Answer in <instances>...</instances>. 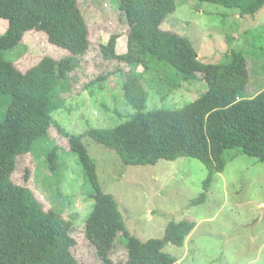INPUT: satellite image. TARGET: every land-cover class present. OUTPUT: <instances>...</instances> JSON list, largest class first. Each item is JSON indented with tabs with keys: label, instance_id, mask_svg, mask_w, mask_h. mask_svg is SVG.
<instances>
[{
	"label": "trees",
	"instance_id": "trees-1",
	"mask_svg": "<svg viewBox=\"0 0 264 264\" xmlns=\"http://www.w3.org/2000/svg\"><path fill=\"white\" fill-rule=\"evenodd\" d=\"M199 1L236 8L242 16L254 15L264 6V0ZM118 2L128 26L127 50L115 51L118 34H111L100 49L105 58L126 65L114 72L122 76L123 97L135 114L116 126H91L82 134H71L59 126L53 113L65 107L70 75L91 47L90 29L78 0H0V18L7 22L5 32L0 33V264H84L72 252L73 221L39 201L25 183H29V167L22 172L21 184L12 177L18 157L30 154L36 140L47 136L52 125L68 138L94 190L84 235L95 247L100 264H177L178 258L163 248L168 243L183 246L196 222L170 221L161 238L142 241L131 236L114 196L102 190L83 138L111 149L125 165L196 158L208 171L205 190L213 174L223 170L227 149L239 148L264 162V88L252 97L246 95L250 70L243 53L234 52L228 63L202 62L186 36L161 27L175 11L177 0ZM30 30L45 32L50 43L66 48L69 54L42 56L26 70L16 67L4 51L18 45ZM167 65L175 69L171 79ZM138 66L144 72L155 71L154 81L144 79ZM199 76L207 90L190 103L145 111L149 87L162 88L166 95ZM48 163L57 176V148L49 151ZM204 198L205 191L194 202ZM119 233L127 237L128 256L116 262L110 252Z\"/></svg>",
	"mask_w": 264,
	"mask_h": 264
},
{
	"label": "rangeland",
	"instance_id": "rangeland-1",
	"mask_svg": "<svg viewBox=\"0 0 264 264\" xmlns=\"http://www.w3.org/2000/svg\"><path fill=\"white\" fill-rule=\"evenodd\" d=\"M78 4L90 29L91 47L70 75L65 107L53 113L59 126L71 134H82L91 126H116L136 111L123 97L122 76L114 72L117 66L125 69L126 65L105 58L100 49L111 34H118L115 51L121 54L127 50L128 26L118 0H78ZM161 27L186 36L202 62L228 63L234 52H242L250 70L246 95L254 96L264 88V6L254 15L242 16L236 8L212 2L177 0L175 11ZM6 28L7 22L0 18V33ZM67 54L66 48L50 43L47 34L39 30L26 32L18 45L4 51V57L21 70L42 56L61 58ZM167 67L171 79L175 69ZM137 69L143 71L142 66ZM155 74L145 71L143 76L150 82ZM199 78L182 82L166 95L162 88L149 87L145 111L190 103L207 90L206 82ZM83 143L95 161L102 190L114 196L131 236L142 241L161 238L170 221L188 219L196 222L191 238L187 236L183 246L168 243L163 248L178 258L177 264H264L263 161L239 148L227 149L223 170L213 174L205 190L208 171L196 158L125 165L111 149L89 138H83ZM54 148L57 176L48 163V153ZM27 166L30 178L25 183L44 207L55 208L73 221V254L84 264H100L95 247L84 235L94 190L59 127L52 125L47 136L36 140L30 154L18 157L12 175L15 182H24L21 177ZM203 191L205 198L194 202ZM127 256V237L119 233L110 258L117 262Z\"/></svg>",
	"mask_w": 264,
	"mask_h": 264
},
{
	"label": "crops",
	"instance_id": "crops-1",
	"mask_svg": "<svg viewBox=\"0 0 264 264\" xmlns=\"http://www.w3.org/2000/svg\"><path fill=\"white\" fill-rule=\"evenodd\" d=\"M248 97H250V96H248ZM251 97H252V96H251ZM195 227H196V226H195ZM194 229H195V228H194ZM194 229H193V230H194ZM193 230H192V231H193ZM191 234H192V232L188 235V239L191 238Z\"/></svg>",
	"mask_w": 264,
	"mask_h": 264
},
{
	"label": "water",
	"instance_id": "water-1",
	"mask_svg": "<svg viewBox=\"0 0 264 264\" xmlns=\"http://www.w3.org/2000/svg\"><path fill=\"white\" fill-rule=\"evenodd\" d=\"M135 217H136V216H135ZM137 218H141V217H140V216H139V217L137 216Z\"/></svg>",
	"mask_w": 264,
	"mask_h": 264
}]
</instances>
